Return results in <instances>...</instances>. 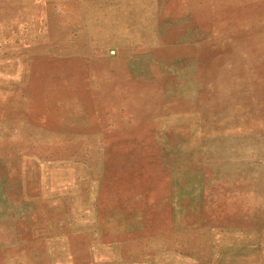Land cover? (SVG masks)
Listing matches in <instances>:
<instances>
[{
	"label": "rangeland",
	"instance_id": "rangeland-1",
	"mask_svg": "<svg viewBox=\"0 0 264 264\" xmlns=\"http://www.w3.org/2000/svg\"><path fill=\"white\" fill-rule=\"evenodd\" d=\"M263 100L264 0H0V264H264Z\"/></svg>",
	"mask_w": 264,
	"mask_h": 264
},
{
	"label": "bare ground",
	"instance_id": "bare-ground-1",
	"mask_svg": "<svg viewBox=\"0 0 264 264\" xmlns=\"http://www.w3.org/2000/svg\"><path fill=\"white\" fill-rule=\"evenodd\" d=\"M88 2H89V1H88ZM164 2H165V1H164ZM193 2H194V1H193ZM166 3H167V1H166ZM150 4H151V3H150ZM197 5H198V4H197ZM200 6H201V5H200ZM164 8H165V6H164ZM256 10H258V9H256ZM211 15H212V14H211ZM107 16H108V15H107ZM61 17H63V16H61ZM105 18H106V17H105ZM130 20H131V19H130ZM110 21H111V20H110ZM238 21H240V20H238ZM104 22H105V21H104ZM102 23H103V21H102ZM236 23H237V22H236ZM236 23H235V25H236ZM112 24H113V22H112ZM165 29H166V28H165ZM227 29H228V28H227ZM230 29H231V28H230ZM249 29H251V28H249ZM249 29H248V30H249ZM224 31H225V30H224ZM128 32H130V31H128ZM28 34H29V33H28ZM254 34H255V33H254ZM259 34H260V33H259ZM262 34H263V32H262ZM255 35H256V34H255ZM252 36H253V34H252ZM252 36H251V37H252ZM258 36H259V35H258ZM247 37H249V36H247ZM259 37H260V36H259ZM171 38H172V37H171ZM243 38H244V37H243ZM249 38H250V37H249ZM67 39H68V38H67ZM230 40H231V39H230ZM233 40H235V39H233ZM237 40H238V39H237ZM240 40H241V39H240ZM247 41H248V39H247ZM237 42H238V41H237ZM237 42H236V43H237ZM231 44H232V43H231ZM237 44H238V43H237ZM159 45H160V44H159ZM232 46H233V45H232ZM243 46H244V44H243ZM233 47H234V46H233ZM244 48H245V47H244ZM236 50H237V49H236ZM256 50H257V49H256ZM234 51H235V50H234ZM239 51H240V50H239ZM258 52H259V51H258ZM260 52H261V51H260ZM240 53H241V52H240ZM248 53H249V52H248ZM248 53H247V54H248ZM224 54H225V53H224ZM250 54H251V53H250ZM254 54H255V53H254ZM254 54H253V55H254ZM230 55H231V54H230ZM244 55H245V53L243 52V56H244ZM258 55H259V53H258ZM260 55H261V54H260ZM221 56H222V55H221ZM246 56H247V55H246ZM262 56H263V55H261V57H262ZM222 57H223V56H222ZM224 57H225V56H224ZM229 58H230V57H229ZM244 58H245V57H244ZM237 59H240V57L237 58ZM241 59H243V58H241ZM257 59H258V58H257ZM220 60H221V57H220ZM255 60H256V59H255ZM222 61H223V60H222ZM225 61H229V60H225ZM222 63H223V62H222ZM232 63H233V62H232ZM239 63H240V62H239ZM241 63H242V62H241ZM241 63H240V64H241ZM243 63H244V62H243ZM250 63H251V62H250ZM256 63H257V61H256ZM261 63H263V62H261ZM246 64H247V61H246ZM247 65H248V64H247ZM247 65H246V66H247ZM249 65H250V64H249ZM210 66H211V64H210ZM210 66H209V67H210ZM216 66H217V65H216ZM231 66L233 67V65H231ZM217 67H218V66H217ZM232 67H231V68H232ZM244 67H245V66H244ZM244 67H243V68H244ZM213 68H214V67H213ZM213 68H212V69H213ZM231 68H230V69H231ZM252 68H253V67H252ZM252 68H251V69H252ZM260 68H261V67H260ZM225 69H226V68H225ZM227 69H228V68H227ZM227 69H226V70H227ZM234 69L237 70V68H233V70H234ZM247 69H249V68L247 67ZM256 69H257V68H256ZM261 69H262V68H261ZM226 70H224V71L226 72ZM243 70H245V69H243ZM252 70H254V69H252ZM252 70H251V71H252ZM214 71H216V70H214ZM224 71H223V72H224ZM227 71H228V70H227ZM238 71H239V70H238ZM240 71H241V70H240ZM246 71H247V70H246ZM234 72H235V71H234ZM252 72H253V71H252ZM218 73H219V72H218ZM228 73H230V71H229ZM248 73H249V72H248ZM237 74H238V73H237ZM97 75H98V74H97ZM217 75H218V74H217ZM220 75H221V74H220ZM227 75H228V74H227ZM234 75H235V74H234ZM252 75H253V74H252ZM206 76H207V75H206ZM230 76H231V75H230ZM238 76H240V75H238ZM242 76H243V75H242ZM242 76H241V77H242ZM244 76H245V75H244ZM248 76H249V75H248ZM181 77H182V76H181ZM202 77H203V76H201V78H202ZM211 77H212V76H211ZM233 77L236 78L237 76H236V77L233 76ZM254 77H255V76H254ZM179 78H180V77H179ZM214 78H215V77H214ZM247 78H248V77H247ZM247 78H246V79H247ZM107 79H108V78H107ZM211 79H212V78H210V80H211ZM230 79H232V77H230ZM212 80H213V79H212ZM218 80H219V79H218ZM208 81H209V80H208ZM213 81H214V80H213ZM216 81H217V80H216ZM209 82H210V81H209ZM217 82H219V81H217ZM217 82H215V83H217ZM219 83H220V82H219ZM242 83H243V82H242ZM246 83H247V82H246ZM202 84H203V83H202ZM228 84H229V83H228ZM249 84H250V82H249ZM230 85H231V84H230ZM242 85H243V84H242ZM245 85H247V84H245ZM245 85H243V86H245ZM205 86H206V85H205ZM218 86H219V85H218ZM221 86H222V85H221ZM232 86H233V85H232ZM152 87H153V86H152ZM231 88H232V87H231ZM248 88H249V85H248ZM248 88H247V89H248ZM205 89H208V88H205ZM223 89H226V87H224ZM227 89H229V88H227ZM208 90H209V89H208ZM245 90H246V88H245ZM245 90H244V91H245ZM259 90H261V88H260ZM240 91H241V90H240ZM256 91H257V89H256ZM203 92H204V91H203ZM216 92H217V91H216ZM249 92H250V90H249ZM251 92H252V91H251ZM259 92H260V91H259ZM167 93H169V92H167ZM210 93H212V92H210ZM214 93H215V92H214ZM221 93H222V92H221ZM221 93H220V95H222ZM229 93H230V92H229ZM231 93H232V92H231ZM257 93H258V92H257ZM257 93H256V94H257ZM260 93H261V92H260ZM260 93H259V94H260ZM104 94H105V93H104ZM202 94H203V93H202ZM215 94H216V93H215ZM248 94H249V93H248ZM248 94H246L247 97H248ZM210 95H211V94H210ZM210 95H209V96H210ZM216 95H218V93H217ZM246 95H245V96H246ZM239 96H241V95H239ZM251 96H252V95H251ZM251 96H250V97H251ZM179 97H180V96H179ZM107 98H108V97H107ZM203 98H205V96H204ZM212 98H213V95H212ZM239 98H240V97H239ZM239 98H238V99H239ZM242 98H243V96H242ZM252 98H253V97H252ZM254 98H256V97H254ZM262 98H263V97H262ZM133 99H134V98H133ZM205 99H206V98H205ZM234 99H235V98H234ZM246 99H247V98H246ZM6 100H7V99H6ZM189 100H190V99H189ZM232 100H233V99H232ZM240 100H241V99H240ZM208 101H209V100H208ZM212 101H213V99H212ZM253 101H254V100H253ZM263 101H264V100H263ZM201 102H202V101H201ZM256 102H257V101H256ZM259 102H260V101H259ZM203 103H204V102H203ZM204 104H205V103H204ZM206 104H207V103H206ZM219 104H220V103H219ZM223 104H224V103H223ZM223 104H221V105H223ZM246 105H247V104H245V106H246ZM257 105H258V104H257ZM205 106H206V105H205ZM207 106H209V105H207ZM242 106H243V105H242ZM262 106H263V105H262ZM217 107L219 108V105H217ZM256 107H257V106H256ZM214 108H215V107H214ZM223 108H224V107H223ZM247 108H248V107H247ZM257 108H258V107H257ZM260 108H261V105H260ZM121 109H122V108H121ZM252 110H253V109H252ZM252 110H251V111H252ZM258 110H259V109H258ZM237 111H239V110H237ZM241 111H242V110H241ZM243 111H245V110H243ZM249 111H250V110H249ZM211 112H212V111H211ZM225 112H226V111H225ZM227 112H228V111H227ZM235 112H236V111H235ZM247 112H248V110H247ZM252 112H253V111H252ZM171 113H172V112H171ZM207 113H208V112H207ZM233 113H234V112L232 111V114H233ZM241 113H243L242 115H244L246 112H241ZM256 113H257V112H256ZM169 114H170V113H169ZM179 114H180V113H179ZM183 114H184V113H183ZM257 114H258V113H257ZM227 115H229V114L227 113ZM184 116H185V115H184ZM229 116H231V115H229ZM237 116H239V114H238ZM244 116H245V115H244ZM155 117H156V116H155ZM248 117H249V116H248ZM151 118H152V117H151ZM230 118H231V117H230ZM234 118H235V117H234ZM238 119H239V118H238ZM183 120H184V119H183ZM224 120H225V119H224ZM235 120H236V118H235ZM231 121H233V120H231ZM223 122H224V121H223ZM225 122H226V121H225ZM230 123L233 124V122H230ZM83 124H84V123H83ZM215 127H217V126L215 125ZM221 127H223V126H221ZM20 128H21V127H20ZM29 128H30V127H29ZM189 128H190V127H189ZM189 128H188V129H189ZM233 128H234V127H233ZM216 129H219V128H216ZM216 129H214L215 132H216ZM223 129H224V128H223ZM234 129H235V128H234ZM168 130H169V129H168ZM177 130H178V129H177ZM180 130H181V129H180ZM190 130H191V129H190ZM193 130H194V128H193ZM235 130H236V129H235ZM228 131H229V130H228ZM232 131H233V130H232ZM183 132H184V131H183ZM187 132H188V131H187ZM217 132H218V131H217ZM252 132H253V131H252ZM185 133H186V132H185ZM222 133H223V132H222ZM231 133H233V132H231ZM242 133H243V132H242ZM259 133H260V132H259ZM166 134H168V133H166ZM240 134H241V133H240ZM237 135H238V134H237ZM251 135H252V134H251ZM258 135H259V134H258ZM262 136H263V135H262ZM78 138H79V137H78ZM248 139H249V138H248ZM260 139H261V138H260ZM252 140H253V139H252ZM252 140H251V141H252ZM257 140L259 141V139H257ZM255 141H256V140H255ZM246 144H247V143H246ZM251 144H252V143H251ZM249 145H250V144H249ZM252 145H254V144H252ZM252 145H250V146H252ZM258 145H259V144H258ZM242 146H244V145H242ZM167 155H168V154H167ZM103 163H104V162H103ZM215 163H216V162H215ZM213 164H214V163H213ZM215 165H217V164H215ZM217 166H218V165H217ZM250 169H252V168H250ZM252 170H253V169H252ZM254 170H255V169H254ZM164 171H165V170H164ZM178 171H179V170H178ZM244 171H245V170H244ZM247 171H248V169H247ZM162 172H163V171H162ZM180 172H181V171H180ZM180 172H179V173H180ZM182 172H184V171H182ZM252 172H255V171H252ZM184 173H185V172H184ZM255 173H256V172H255ZM162 174H163V173H162ZM164 174H166V173H164ZM170 174H171V172H170ZM255 175H256V174H255ZM238 176H239V175L237 174L236 177H238ZM247 176H248V175H247ZM250 176H251V175H250ZM161 177H162V176H161ZM244 177H245V176H244ZM182 178H183V177H182ZM248 178H249V177H248ZM248 178H247V179H248ZM253 178H254V177H253ZM162 179H163V178H162ZM220 179H222V178H220ZM220 179H219V180H220ZM229 179H230V178H229ZM234 179H235V178H234ZM243 179H244V178H243ZM245 179H246V178H245ZM103 180H104V179H103ZM166 180H169V179H166ZM223 180H224V178H223ZM202 181H203V180H202ZM202 181H200V182H202ZM258 181H259V180H258ZM198 182H199V181H198ZM217 182H218V181H217ZM246 182H247V181H246ZM253 182H254V181H253ZM180 183H181V182H180ZM259 183H260V182H259ZM187 184H188V183H187ZM187 184H186V185H187ZM189 184H190V183H189ZM222 184H223V183H222ZM222 184H221V185H222ZM167 185H168V183H167ZM173 185H174V184H173ZM214 185H215V184H214ZM218 185H219V184H218ZM232 185H233V184H232ZM232 185H231V186H232ZM235 185H236V184H235ZM243 185H244V184H243ZM260 185H261V184H260ZM169 186H170V185H169ZM178 186H179V185H178ZM215 186H216V185H215ZM215 186H213V187H215ZM219 186H220V185H219ZM245 186H246V185H245ZM249 186H250V185H249ZM258 186H259V185H258ZM179 187H180V186H179ZM185 187H186V186H185ZM187 187H188V186H187ZM187 187H186V188H187ZM194 187H195V186H194ZM207 187H208V186H207ZM241 187H243V186H241ZM180 188H181V187H180ZM198 188H199V187H198ZM219 188H220V187H219ZM238 188H239V187H238ZM168 189H169V188H168ZM182 189H183V187H182ZM182 189H180V191H181ZM225 189H226V188H225ZM225 189H224V190H225ZM235 189H236V188H235ZM243 189H244V187H243ZM263 189H264V188H263ZM207 190H209V189H207ZM228 190H229V189H228ZM230 190H231V189H230ZM168 191H169V190H168ZM212 191H213V190H212ZM237 191H238V190H237ZM242 191H244V190H242ZM248 191H249V190H248ZM263 191H264V190H263ZM182 192H183V191H182ZM194 192H197V191L195 190ZM194 192H192V193L194 194ZM168 193H169V192H167V194H168ZM172 193H173V192H172ZM200 193H202V191H201ZM203 193L205 194L204 191H203ZM249 193H250V192H249ZM211 194H212V193H211ZM224 194H225V193H224ZM231 194H232V193H231ZM236 194H237V193H236ZM236 194H235V195H236ZM239 194H240V192H239ZM244 194L246 195L247 193L244 192ZM251 194H252V193H251ZM263 194H264V193H263ZM180 195H181V193H180ZM182 195H183V194H182ZM191 195H192V194H191ZM212 195H214V194H212ZM212 195H211V196H212ZM226 195H227V194H226ZM169 196H170V195H169ZM192 196H193V195H192ZM218 196H219V195H218ZM227 196H228V195H227ZM240 196H241V195H240ZM242 196H243V195H242ZM251 196H252V195H251ZM175 197H176V195H175ZM189 197H190V196H189ZM204 197H206V196H204ZM246 197H247V195H246ZM254 197H255V196H254ZM258 197H259V195H258ZM168 198H169V197H168ZM241 198H242V197H241ZM256 198H257V197H256ZM173 199H174V198H173ZM190 199H191V198H190ZM192 199H193V198H192ZM210 199H211V198H210ZM226 199H227V198H226ZM252 199H253V197H252ZM257 199H258V198H257ZM170 201H171V200H170ZM245 201H247V200H245ZM215 202H216V201H215ZM223 202H224V201H223ZM256 202H257V201H256ZM256 202H255V203H256ZM175 203H176V202H175ZM191 203H192V202H191ZM193 203H195V202H193ZM245 203H246V202H245ZM247 203H248V202H247ZM249 203H251V202H249ZM172 204H173V203H172ZM203 204H204V203H203ZM241 204H242V203H241ZM192 205H193V204H192ZM236 205H237V204H236ZM238 205H239V204H238ZM159 206H160V205H159ZM173 206H174V205H173ZM179 206H180V204H179ZM194 206H195V205H194ZM240 206H241V205H240ZM242 206H243V205H242ZM248 206H249V205H248ZM248 206H247V207H248ZM160 207H161V206H160ZM181 207H182V206H181ZM181 207H180V208H181ZM184 207H185V205H184ZM186 207H187V206H186ZM186 207H185V208H186ZM191 207H192V206H191ZM200 207H201V206H200ZM209 208H211V206H210ZM216 208H217V207H216ZM248 208H249V207H248ZM259 208H260V207H259ZM181 209H182V208H181ZM193 209H195V208L193 207ZM202 209H203V208H202ZM212 209H213V208H212ZM229 209H230V208H229ZM236 209H237V208H236ZM253 209H254V208H253ZM255 209H256V208H255ZM188 210H190V209H188ZM207 210H209V209H207ZM240 210H241V209H240ZM245 210H246V209H245ZM256 210H257V209H256ZM209 211H210V210H209ZM214 211H215V210H214ZM214 211H213V212H214ZM234 211H236V210H234ZM163 212H164V211H163ZM184 212H185V211H184ZM206 212H207V211H206ZM250 212H251V211H250ZM259 212H260V210H259ZM259 212H258V210H257V214H259ZM188 213H190V212H188ZM207 213H208V212H207ZM220 213H221V212H220ZM226 213H227V211H226ZM240 213H241V211H240ZM248 213H249V211H248ZM254 213H256V211H255ZM186 214H187V213H186ZM241 214H242V213H241ZM160 215H161V214H160ZM202 215H203V214H202ZM207 215H208V214H207ZM210 215H211V214H210ZM235 215H236V213H235ZM170 216H172V215H170ZM229 216H230V215H229ZM241 216H242V215H241ZM158 217H159V216H158ZM199 217H200V216H199ZM201 217H202V216H201ZM206 217H207V216H206ZM209 217H210V216H209ZM236 217H237V216H236ZM176 218H177V217H176ZM207 218H208V217H207ZM215 218H216V217H215ZM222 218H223V217H222ZM224 218H225V217H224ZM238 218H239V217H238ZM187 219H189V218H187ZM197 219H198V218H197ZM197 219H196V220H197ZM210 219L212 220V217H211ZM213 219H214V218H213ZM217 219H218V218H217ZM219 219H220V218H219ZM219 219H218V221H219ZM232 219H233V218H232ZM245 219H246V218H245ZM184 220H185V219H184ZM200 220H201V219H200ZM215 220H216V219H215ZM220 220H222V219H220ZM235 220H236V219H235ZM240 220H241V219H240ZM246 220H247V219H246ZM162 221H163V218H162ZM197 221H198V220H197ZM218 221H217V222H218ZM223 221H224V220H223ZM230 221H231V220H230ZM230 221H229V219H228V222H230ZM198 222H199V221H198ZM204 222H206V221H204ZM211 222H212V221H211ZM241 222H242V221H241ZM174 223H175V222H174ZM230 223H231V222H230ZM255 223H257L256 220H255ZM209 224L211 225L212 223H209ZM215 224H216V223H215ZM246 224H247V223H246ZM183 225H184V224H183ZM196 225H197V224H196ZM207 225H208V224H207ZM219 225H220V224H219ZM244 225H245V224H244ZM201 226H202V225H201ZM220 226H221V225H220ZM223 226H224V224H223ZM228 226H229V225H228ZM203 227H204V226H203ZM214 227H215V226H214ZM255 227H256V226H255ZM218 228H219V227H218ZM220 228H221V227H220ZM230 228H231V227H230ZM211 229H213V228H211ZM234 229H235V228H234ZM207 230H208V229H207ZM222 230H223V229H222ZM240 230H241V229H240ZM251 230H253V229H251ZM216 231H217V230H216ZM216 231H215V232H216ZM234 231H236V230H234ZM237 231H238V230H237ZM246 231H247V230H246ZM206 232H207V231H206ZM224 232H225V231H224ZM229 232H230V231H229ZM229 232H228V233H229ZM232 232H233V231H232ZM239 232H240V231H239ZM209 233H210V232H209ZM233 233H234V232H233ZM253 233H254V232H253ZM199 234H200V233H199ZM215 234H216V233H215ZM222 234H223V233H222ZM244 234H245V233H244ZM258 234H259V233H258ZM210 235H211V234H209L208 237H209ZM216 235H217V234H216ZM237 235H239V234L237 233ZM246 235H247V234H246ZM196 236H197V235H196ZM200 236H201V235H200ZM204 236H205V235H204ZM219 236H221V235H219ZM234 236H236V235H234ZM211 237H212V236H211ZM251 237H252V236H251ZM257 237H258V236H257ZM261 237H262V236H261ZM179 238H180V237H179ZM201 238H202V237H201ZM225 238H230V237H221L220 239H222L221 241H224ZM199 239H200V238H199ZM231 239H232V238H230V240H231ZM233 239H234V238H233ZM233 239H232V240H233ZM257 239H258V238H257ZM169 240H170V239H169ZM174 240H175V239H174ZM180 240H181V239H180ZM200 240H201V239H200ZM200 240H199V241H200ZM214 240H216V239H214ZM177 241H179V240H177ZM192 241H193V240H192ZM194 241H195V238H194ZM205 241H206V240H205ZM209 241H210V240H209ZM228 241H229V240H228ZM233 241H236V239L233 240ZM169 242H170V241H169ZM172 242H173V241H171V243H172ZM176 243H177V242H176ZM201 243H202V242H201ZM201 243H200V244H201ZM205 243H206V242H205ZM228 243H229V242H228ZM230 243H231V242H230ZM236 243H237V242H236ZM253 243H254V242H253ZM187 244H188V243H187ZM202 244H203V243H202ZM239 244H240V243H239ZM262 244H264V243H262ZM262 244H261V245H262ZM172 245H173V244H172ZM221 245H222V244H221ZM221 245H219V246H221ZM224 245H226V244H224ZM236 245H237V244H236ZM241 245H242V244H241ZM173 246H174V245H173ZM173 246H172V247H173ZM246 246H247V245H246ZM251 246H252V245H251ZM256 246H257V245H256ZM259 246H260V245H259ZM224 247H225V246H224ZM234 247H235V246H234ZM238 247H239V246H237V248H238ZM241 247H242V246H241ZM247 247H249V245H248ZM247 247H245V249H246ZM183 248H184V247H183ZM185 248H186V247H185ZM229 248H230V247H229ZM243 248H244V247H243ZM232 249H234V248H232ZM79 250H80V249H79ZM79 250H78V252H79ZM210 250H211V249H210ZM210 250H209V251H210ZM215 250H216V249H215ZM217 250H218V249H217ZM250 250H251V256L243 257L244 260H246V259H248V258H249V259H253V258L256 259L257 257L262 256V254L260 253V251L258 250V248L256 249V248L252 247V248H250ZM72 251H73V250H72ZM225 251H226V250H225ZM78 252H77V254H78ZM188 252H189V251H188ZM210 252H211V251H210ZM232 252H235V250H233ZM239 252H240V251H239ZM73 253H74V252H73ZM73 253H72V255H74ZM217 253H218V252H217ZM68 254H69V253H68ZM84 254H85V253H84ZM245 254H246V253H245ZM70 255H71V254H70ZM79 255H80V254H79ZM204 255H206L205 252H204ZM204 255H203V256H204ZM209 255H210V254H209ZM80 256H81V255H80ZM196 256H197V255H196ZM237 256H238V254H237ZM76 257H77V255H76ZM81 257H82V256H81ZM200 257H201V256H200ZM233 257H235L234 254L231 255L230 259H228L226 262H227V263L231 262V261L234 259ZM69 258L71 259V257H69ZM203 258H204V257H203ZM188 261H189V260H188ZM226 262H224V263H226ZM198 264H199V263H198Z\"/></svg>",
	"mask_w": 264,
	"mask_h": 264
}]
</instances>
